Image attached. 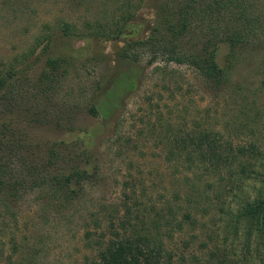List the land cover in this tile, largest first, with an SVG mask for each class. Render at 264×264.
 Listing matches in <instances>:
<instances>
[{
	"label": "rangeland",
	"instance_id": "1",
	"mask_svg": "<svg viewBox=\"0 0 264 264\" xmlns=\"http://www.w3.org/2000/svg\"><path fill=\"white\" fill-rule=\"evenodd\" d=\"M247 1L264 28V0ZM160 2L146 0L128 27L132 38L118 44L119 40L100 43L84 33L87 20L113 18L119 7L115 0H0V69L17 61L23 71L7 93L18 107L12 116L18 150L8 163L20 178L25 179L32 166L39 178L30 181L9 211L0 203V264H90V251L95 252L87 249L85 231L93 226V215L103 221L106 211L113 212L124 202L152 205L178 200L174 196L183 187L189 189L185 178L189 174L183 164L167 161L166 140L175 133L203 127L239 144L264 138V53L241 58L234 72L238 91L225 93L206 85L188 65L166 64L163 54L151 66L155 54L135 42L149 34L154 7ZM62 20L76 24L79 32L70 36L60 32ZM118 46L130 53L126 63L116 54ZM57 51L76 61L68 78L58 85V94L57 74L49 81L44 77L47 61L57 58ZM124 73L138 80L121 108L106 121L89 115L86 106L96 85L108 74L118 78ZM3 102L1 118L8 112ZM60 108L71 113L75 130L100 126L101 131L90 148L92 178L84 184L76 208L65 213L57 211L56 199L44 188L47 178L57 175V159H51L57 141H73L68 130L63 134L57 130ZM72 156L68 171L78 162L83 168L89 166L84 154ZM202 204L206 206L207 201ZM223 220L213 208L204 219L205 227L178 233L169 249L179 257L184 255L187 264L195 258L204 262L216 225L223 228ZM246 233L242 228L236 242L230 232L225 236L239 255L251 257L255 252L245 248Z\"/></svg>",
	"mask_w": 264,
	"mask_h": 264
},
{
	"label": "trees",
	"instance_id": "2",
	"mask_svg": "<svg viewBox=\"0 0 264 264\" xmlns=\"http://www.w3.org/2000/svg\"><path fill=\"white\" fill-rule=\"evenodd\" d=\"M115 2L119 7L112 19L101 17L84 23V33L97 42L119 40V44L124 42L123 38H132L128 27L146 0ZM154 9L149 34L135 42V46H145L155 54L151 66L163 54L168 58L166 64L188 65L206 85L225 93L228 89L238 91L234 72L241 58L264 53V28L258 25L247 0H161ZM58 29L67 36L79 32L76 24L65 20L58 23ZM116 54L122 63L130 59L125 47L118 46ZM75 64L76 61L58 51L57 58L47 61L44 77L49 81L57 74V94L61 90L58 85L68 78ZM21 69L17 61L0 69V107L6 101L8 111L3 118L0 116V203L8 211L11 203L19 201L22 192L29 188L30 181L39 179L33 166L27 168L23 179L8 163L9 156L18 150L17 129L12 120L18 107L7 98V93L23 73ZM113 75H106L96 85L86 106L95 119L108 120L121 108L125 96L137 87L136 75L124 73L118 78ZM59 112L62 115L57 117V130L62 134L68 130L73 141H57L51 157L57 159V175L47 178L44 188L56 199L57 211L65 213L76 208L84 184L92 178L94 155L90 148L101 131L100 126L75 130L71 113L65 108ZM166 147L167 161L183 164L189 174L190 177L185 175L189 191L183 187L181 194L174 196L178 200L152 205L137 200L133 204L121 203L113 212L106 211L103 221L93 215L94 224L85 231L87 249L95 252L90 251V264H187V258L169 249V243L187 228L205 227L204 219L213 208L222 215L224 227L216 225L218 230L210 240L212 247H208L210 254L204 262L195 258L193 264H264V138L239 144L222 132L199 127L168 137ZM82 154L88 158L89 166L83 168L78 162L68 171L70 157L82 158ZM186 190L184 199L182 194ZM203 200L207 201L206 206ZM242 228L247 232L245 248L256 255L248 257L244 253L243 257L233 244L228 246L230 238L225 233L230 232L236 242Z\"/></svg>",
	"mask_w": 264,
	"mask_h": 264
}]
</instances>
